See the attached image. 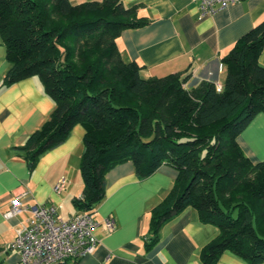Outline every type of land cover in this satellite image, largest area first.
<instances>
[{"label": "trees", "instance_id": "16d2710c", "mask_svg": "<svg viewBox=\"0 0 264 264\" xmlns=\"http://www.w3.org/2000/svg\"><path fill=\"white\" fill-rule=\"evenodd\" d=\"M148 23L123 0H0L10 63L4 84L38 76L55 101L50 118L13 149L33 172L41 155L81 124L84 190L73 198L79 212L104 199L114 166L132 161L144 179L167 164L178 175L151 211L146 250L159 242L164 224L193 207L203 223L219 228L202 248L201 264H216L226 251L264 263V161L250 159L237 140L264 112V20L222 58V91L209 80L187 87L190 74L144 77L117 38Z\"/></svg>", "mask_w": 264, "mask_h": 264}, {"label": "crops", "instance_id": "0c3cea01", "mask_svg": "<svg viewBox=\"0 0 264 264\" xmlns=\"http://www.w3.org/2000/svg\"><path fill=\"white\" fill-rule=\"evenodd\" d=\"M123 1L137 5L138 14L149 19L147 25L126 29L117 38L123 57L141 65L144 77L190 74L188 86L203 80L223 85L227 68L222 58L243 34L264 20V0H240L205 16L200 15L196 0ZM260 62L264 63V49ZM9 67L0 35V260L1 264H21L19 252L5 246L31 213L26 210L13 218L5 214L22 191L28 192L21 199L25 205L55 204L64 218L79 213L73 198L84 190L80 161L85 129L76 124L67 139L41 155L30 172L27 161L13 147L23 145L50 118L55 101L38 76L6 86ZM237 140L250 159L264 161V112L253 118ZM177 175L167 164L144 179L139 178L132 161L114 166L107 174L106 195L94 213L99 223L114 215L116 228L107 231L99 224L94 231L98 238L95 252L75 264H201V250L218 235L219 228L203 223L193 207L162 226L153 248L145 247L151 235V211L168 194ZM62 177L67 185L56 192ZM216 264L250 263L226 251Z\"/></svg>", "mask_w": 264, "mask_h": 264}, {"label": "built area", "instance_id": "2783aa9c", "mask_svg": "<svg viewBox=\"0 0 264 264\" xmlns=\"http://www.w3.org/2000/svg\"><path fill=\"white\" fill-rule=\"evenodd\" d=\"M200 15H213L219 10L240 0H196ZM222 91L223 85L217 84ZM67 185L65 177L60 178L55 191L61 192ZM27 191L17 194L5 216L13 218L23 211L31 213L26 222H20L16 237L6 244V250H17L21 264H75L82 257L95 252L98 238L94 231L101 224L107 231L116 228L114 215L102 223L95 219V213L79 212L64 218L55 204L25 205L22 198Z\"/></svg>", "mask_w": 264, "mask_h": 264}, {"label": "rangeland", "instance_id": "374dc122", "mask_svg": "<svg viewBox=\"0 0 264 264\" xmlns=\"http://www.w3.org/2000/svg\"><path fill=\"white\" fill-rule=\"evenodd\" d=\"M72 1V0H71ZM85 1V0H84ZM188 87V85H186Z\"/></svg>", "mask_w": 264, "mask_h": 264}]
</instances>
